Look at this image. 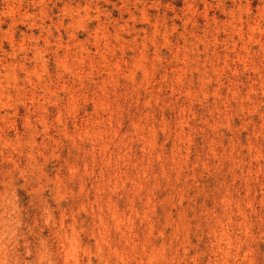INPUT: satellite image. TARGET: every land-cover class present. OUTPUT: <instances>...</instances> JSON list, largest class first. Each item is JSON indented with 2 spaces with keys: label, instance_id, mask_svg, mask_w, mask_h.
<instances>
[{
  "label": "rangeland",
  "instance_id": "rangeland-1",
  "mask_svg": "<svg viewBox=\"0 0 264 264\" xmlns=\"http://www.w3.org/2000/svg\"><path fill=\"white\" fill-rule=\"evenodd\" d=\"M0 264H264V0H0Z\"/></svg>",
  "mask_w": 264,
  "mask_h": 264
}]
</instances>
